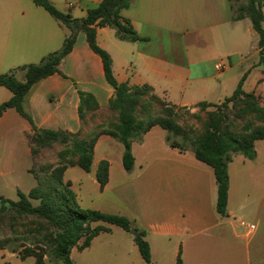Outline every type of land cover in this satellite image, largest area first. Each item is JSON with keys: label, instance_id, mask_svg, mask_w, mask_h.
Listing matches in <instances>:
<instances>
[{"label": "crops", "instance_id": "obj_1", "mask_svg": "<svg viewBox=\"0 0 264 264\" xmlns=\"http://www.w3.org/2000/svg\"><path fill=\"white\" fill-rule=\"evenodd\" d=\"M50 1L75 18L85 17L87 9L100 2ZM37 9L24 0H0V73L39 62L59 49L70 33L44 8L43 17L36 20L30 12L39 14ZM121 15L144 40H121L108 26L96 31V41L109 53L118 82L148 85L167 103L191 110L203 101L220 103L241 78L245 92H262L264 62H260L258 35L248 17L233 19L229 0H134ZM219 59L227 63L223 71L215 68ZM59 70L34 83L26 94L24 109L32 123L14 107L0 115V194L4 198L17 200L18 192L27 194L36 185L27 139L33 125L76 133L82 126L78 90L94 96L97 112L108 109L114 96L101 57L91 50L82 31ZM17 77L23 79V74ZM11 96L9 89L0 86V103ZM166 136L165 129L154 125L140 141L133 140L134 165L126 171L123 144L102 134L94 145L90 170L81 173L75 168L79 166H68L63 175L78 199L91 183L97 201L105 197L104 207L94 208L123 214L144 230L151 261L141 257L132 234L108 224L110 230L100 232L88 247L71 249L73 262L84 264L76 263L75 251L92 249L114 226L122 229L114 230L120 238L104 243L114 248L110 257L120 264H176L178 255L181 264H264V139L255 141L254 159L235 154L228 163L227 215L221 216L216 211L213 168L192 150L170 146ZM101 160L109 162L102 190L95 176ZM67 173L78 175L67 179Z\"/></svg>", "mask_w": 264, "mask_h": 264}, {"label": "trees", "instance_id": "obj_2", "mask_svg": "<svg viewBox=\"0 0 264 264\" xmlns=\"http://www.w3.org/2000/svg\"><path fill=\"white\" fill-rule=\"evenodd\" d=\"M32 1L64 24L70 33L64 38L59 49L48 53L38 63L24 64L0 73V86L6 87L12 93L8 100L0 103V115L5 109L14 107L32 123L31 116L24 109L26 94L37 81L60 73L59 64L73 48L80 31L85 33L91 50L101 57L105 78L115 89L107 109L115 115L111 122L102 120L90 133L82 135L86 114L98 113L99 106L91 93L78 90L82 123L78 132L68 133L33 125L34 130L27 134V139L33 156L30 171L35 176L36 185L27 194L18 192L17 200L4 198L0 194V213H7L9 219L8 234L0 237V249L7 248L16 252L21 260L33 257L35 264H45L46 258L58 264H75L70 256L71 249L77 247L82 250L88 247L100 232L109 231L110 228L106 225H92L104 222L117 225L127 232L133 229V240L141 257L149 263L151 254L145 231L133 226L125 215L81 207L71 182L64 180L63 175L68 166L77 165L86 172L90 170L93 148L102 134L109 135L123 144L122 164L126 171H131L134 165L132 141H140L154 125H159L167 131L166 140L170 146L180 151L192 150L198 160L213 168L217 185L216 211L221 216L227 215L228 163L235 154L254 159L255 141L264 139V107L258 103L255 92H245L242 89L243 78L233 93L224 99L233 105L232 119L220 109L208 112L202 132L191 137L188 130L177 121V106L164 102L148 85L129 86L116 80L109 53L96 41L97 28L104 26L113 28L115 35L121 40H144L135 31L131 21L121 15V10L129 7L134 0H100L95 7L87 9L83 18H75L60 11L50 0ZM229 2L234 20L244 17L250 19L258 35L260 62H264V0ZM18 72L23 74V79L17 77ZM216 105L205 101L196 104L199 111ZM232 120H244L236 132L228 126ZM55 143L62 146L57 152V162L52 166H42L40 175L33 166L34 155ZM108 168L107 160H101L97 166L95 176L100 190L108 181ZM176 264H181L180 255Z\"/></svg>", "mask_w": 264, "mask_h": 264}, {"label": "rangeland", "instance_id": "obj_3", "mask_svg": "<svg viewBox=\"0 0 264 264\" xmlns=\"http://www.w3.org/2000/svg\"><path fill=\"white\" fill-rule=\"evenodd\" d=\"M24 2H26L28 6L30 7L32 6L33 8H38L37 10H39V14L36 12H32V11L30 12V14H32V16L36 18V20H37V16H39V18L43 17L42 15H43L44 9L42 7H37L31 0H24ZM51 18L52 20H55L53 17ZM261 69L264 70V63L261 64ZM261 89H262V92H258L257 97H258V103L264 107V86ZM163 101L166 102L165 100ZM232 106H233L232 103L225 102L223 100L220 103H217L216 106L208 107L205 110H201V111H199L198 109L191 110L185 107H178L176 108L177 121L179 124H181L184 128L188 130L191 137H195L202 132L203 126L206 120V116H207L206 114L208 112L218 111L220 109L221 111L229 115V119H232V114L234 110ZM195 114H197L198 117H196ZM114 115H115L114 112L112 113V111H109L107 109L99 111L98 113L94 115H91V112L86 114L84 118V125L82 127V135L84 133H90L94 129V126L102 120L111 122L114 119ZM244 120L229 121L228 126L233 131L236 132L239 130L240 125L242 122H244ZM61 147L62 146L59 143H55L51 147L44 148L39 153L34 155V165L33 166H34L35 171H37L40 175H42V173H40V168L42 166L54 165L57 162V152L59 149H61ZM75 168L79 172L84 173V171L81 168L79 167H75ZM77 175H78L77 173H67L65 177L68 179L69 177H76ZM94 191H95L94 186L91 185V183H87V189L84 190V193H82V195L78 199L81 207L94 208L93 206L95 205L104 207L103 202H105L104 201L105 197H101V199L97 201V199L95 198L96 196H95ZM34 203L36 204L37 201H34ZM94 209H97V208H94ZM100 211L111 213V212H107L103 210H100ZM8 224H9L8 214L0 213V237L8 234ZM96 224H102V225L108 226V224L104 222H96V223H93L92 225L94 226ZM113 229L122 230V229H119V227H114V226H113ZM114 230L112 231V233H104L103 235H101V237L95 242L92 249H86L83 251H75L73 256H74L76 263L120 264V263L114 262L110 257L113 254L112 252L114 248L108 249L107 247H105V243H104L106 239L114 240V239L120 238L119 234ZM129 234L131 235L130 231H129ZM45 263L46 264H57L56 261H53L48 258H46ZM0 264H35V260L33 257H27L25 260L22 261L20 260L16 252H11L9 249L4 248V249H0Z\"/></svg>", "mask_w": 264, "mask_h": 264}, {"label": "built area", "instance_id": "obj_4", "mask_svg": "<svg viewBox=\"0 0 264 264\" xmlns=\"http://www.w3.org/2000/svg\"><path fill=\"white\" fill-rule=\"evenodd\" d=\"M227 67V63H225L222 59H219L216 61L215 63V68L218 71H223L225 68ZM245 222L242 221V224H244ZM254 226L251 225L250 228H253Z\"/></svg>", "mask_w": 264, "mask_h": 264}, {"label": "water", "instance_id": "obj_5", "mask_svg": "<svg viewBox=\"0 0 264 264\" xmlns=\"http://www.w3.org/2000/svg\"><path fill=\"white\" fill-rule=\"evenodd\" d=\"M133 232H134V230H133V229H131V230H130V233H131V234H133Z\"/></svg>", "mask_w": 264, "mask_h": 264}]
</instances>
